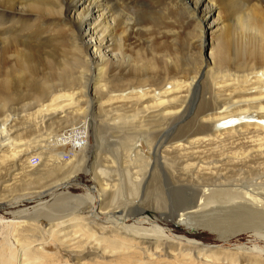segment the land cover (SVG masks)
<instances>
[{
    "label": "rangeland",
    "instance_id": "obj_1",
    "mask_svg": "<svg viewBox=\"0 0 264 264\" xmlns=\"http://www.w3.org/2000/svg\"><path fill=\"white\" fill-rule=\"evenodd\" d=\"M121 1L123 5L121 7L117 6L121 4ZM143 1L145 3L146 0ZM147 1L154 2L155 0ZM214 1L217 3L216 5L218 8L210 18V21H213V25L212 27H207L208 32L204 39L207 42L202 53L200 48V28L197 22V16L189 17L187 14L185 15L182 10L175 8H168L165 10L166 6L158 1L156 4L157 6L153 5L152 7L149 2H146L143 6L142 0H111L108 6L110 9L108 8L109 10H105L106 12L103 13L104 10L97 9V13L104 14L102 19H106L108 23L118 26L116 40L108 36L104 42L105 51L109 56H112V67H114L115 70L111 71V68L108 69L107 74L103 75L98 83H89L86 89L84 87L87 77L91 78L95 74L97 75L98 71H96L93 66H91L89 70L85 69L83 65H80L78 55L75 49L69 44L67 37L61 42L60 40L48 42L42 36V38H40L39 34L42 32L41 29L32 28V30L29 31V35H31L29 40L33 43H31L32 45L29 44L28 49H26L27 46L24 48V46L15 43L17 40L23 41L26 39L24 35L25 32L19 30L15 32L13 29L14 33L20 34L19 39L15 38V34L11 33V38L9 37L10 40L7 39L6 43L8 42V44H10L13 42L14 45H8L9 48L7 52H0V120L4 118L10 119L8 125H12V137L3 143L4 147L2 151H0V220L2 219L1 222L4 223L3 227L0 226V233L2 232V234H0V246H2V243H5L4 239L6 236L8 237L7 242L9 245L15 249L19 248L15 239V236L18 234L17 232H19L20 236L22 235V238L26 237L27 241L32 240L38 244L43 243V247L46 249L37 253L42 258L37 259L34 256L33 258H35V260H31V264H231L227 263L225 258H222L226 254L217 256L222 259L215 258L216 256L212 254L209 258L196 259V261L194 260L192 263H188L181 255L177 256L178 250H176V252L170 251V246H166L163 252L159 250L161 253L158 251V254L152 256L150 259L147 256L144 257V254L141 252L142 247L136 245H132L130 251H124L125 249L114 243L107 244V246L103 244L98 254H96L93 251L97 250L95 249V247H98L95 244L97 241L94 237L86 240L88 237L87 235L84 237L82 236V238L79 237V235L83 233L81 230L75 235L74 233L77 232L76 229L71 228L66 233L62 232L57 236H52L50 233L51 224L48 217L41 218L36 224H26L24 228H22L20 227L22 225L16 223L14 216L16 212H12V210L18 211V209H26V212L30 210L29 213H31L38 202L36 197L40 195L43 196L42 200H47L46 206L53 204L51 205V207H53V213L59 216L67 215L76 209V207H82V204H78L77 199L74 197L72 199L65 197L67 193L71 192L74 195H87L90 189L95 191L101 189V183L108 182L106 180H109V178H113L114 180L112 183L117 182V184L120 183L121 179L124 191L117 194L110 193V195L106 196V205H108L109 210L113 208H123L127 205H130V207H132L131 209L135 210L140 204L139 207H145L149 211L148 213L158 218L157 221L159 223L175 227L179 234H185V227L175 224L177 215L179 216L176 207L182 204L179 191L181 188V181L174 182L172 179L173 175L185 174L177 172L173 167L166 170L163 166L164 164L161 162L158 163L154 174L148 176L143 182L142 180L144 177L137 178L135 174H132V172L142 173L145 165L137 155L138 149H142L144 158L151 155L155 159L152 153H155L157 146L153 148V152L151 153L150 147L141 138V134L145 131V129H143L145 128L144 114L140 113L136 117L128 118L126 123L129 124L121 129H119L118 125L122 120L119 118L116 119L117 123L115 125L113 124L112 126L108 124L112 121V118L118 116V113L121 114L123 112V108H131V106H134V103L138 102L136 96H131L132 98L128 97L127 100L121 99L122 92L126 91L132 93L131 90L139 88L147 91L146 78H149L155 83H161L166 79L168 80L166 81V87L170 85L168 82L175 79H182L186 82L189 81L190 78L196 74V70L202 65L201 61L211 59L212 46L214 47L213 49H219L217 51L219 67L225 66L228 63L234 70L247 71L254 63V60L257 59L260 61L264 59V43L262 45L261 40L248 37V33L256 34V32L250 29H240L236 21L238 15H243L242 13H244L246 8H243L244 5H247L250 9L254 8L257 17L261 15L258 18H262V16L264 18V6L260 5L262 2L260 3L258 0ZM145 6L152 7L153 10H156L154 13L150 14V18L147 16V19L150 21L147 22L146 20V23L143 21V9H145ZM155 6L156 8L154 9ZM249 8L245 10V13L251 11ZM3 9L4 8L1 10ZM35 20L36 18L33 17V19L28 22L33 25ZM12 23H14V20L10 23L9 21L7 22L8 28H13L10 27ZM128 25L132 27L128 28ZM165 26L168 27L165 28ZM126 31H128L127 34L130 33V37L129 39L126 38V47L121 48L118 41L119 38L126 36ZM144 42H146V44ZM258 43H260L262 47L258 48L260 45H258ZM152 53H157L154 58L152 57ZM27 54L29 58H27ZM19 55L22 56L24 62L15 60L16 57H20ZM252 58L255 59L253 60ZM19 59H21V57ZM150 59L153 61L154 66L148 65L146 69L145 62ZM222 63H224V65ZM24 66L25 68H22ZM203 66V71L199 74L200 83L196 91L197 94L187 103L188 109L183 115L184 117L173 123L170 126L171 128L168 127L163 133H160L159 137L156 138V142H160L163 140V137L168 136L173 129H177V125L178 128L183 129L178 135L174 133L172 137L176 135L178 137H183L190 131L195 130L199 125L198 121H202V118H199L194 122V114L198 109V105L200 110H208V108L212 107L208 100L213 96L217 86L225 87L223 89L227 90L230 88L228 84H233V81H229L228 83L220 84L215 87L213 84L214 81H218L215 78L218 76V69L215 68L213 64H204ZM14 68L16 71L13 70ZM7 72L10 73L8 75L9 78L11 77L10 79L13 83L11 82L12 84H10L11 88H1V85H3L1 83H3V80L6 78ZM185 84L187 86L188 82ZM49 87L54 90L65 89L66 91L74 90L77 93L84 92L83 95L80 94L77 96L79 97L77 98V101H79L78 107L81 108V110L87 108V106H89L88 101L90 102L91 111L89 113V119L91 128L89 130V138L87 142L83 144L85 147L87 146V156L84 161H81L82 152L79 145L73 148L69 143L62 144L63 140L68 138V136L84 131V127L81 125L84 119L76 115L77 111H73L70 108L64 111H55L52 116L49 118L47 117L44 123H40L39 118L35 117L41 107L37 102H33V98L37 94L46 91ZM185 89H187V87L179 93L180 97L187 95ZM4 90H8V93H4ZM228 94L229 91L222 93L220 96L225 97V95ZM11 96L12 99L10 98ZM232 97H234L233 100H240L241 98L242 100L248 101L251 99L249 98V92L245 93V90L232 93ZM217 99H219V95ZM3 102H6L5 104L7 106H5ZM67 102H63V104H67ZM26 103L30 104L28 105ZM252 105L251 103L250 106ZM112 106H115L117 110L113 109ZM253 109L254 110H251L252 112L257 111L255 107ZM131 112L132 111L129 113ZM252 112H250L251 114H249V117L231 119L233 122L225 126L227 129L222 132L220 139L227 142V144L235 142L238 146L232 147L234 149L240 147L248 149L254 145L252 141L246 140L245 137H240L238 133L233 131V127L237 128V126L241 124L240 122H245L246 120L260 123L264 122L262 119L255 117ZM221 124L222 123H219L218 125L220 126ZM116 125L117 127H115ZM52 138L54 139L53 144L56 143L55 146L60 149V153H65V156H63L64 160L68 162V160H70V154L73 155L74 153V155L77 156V160L81 161L79 170L69 174V177H72L70 180L72 183L69 189H65L66 187H62L58 190L55 189V185L68 175L70 168L68 169L64 166V168L61 169L55 165V160L53 158L54 154H51L52 152L47 148L48 142ZM14 140L15 144L18 146L16 148L17 152L15 151L14 153L18 154L17 158L15 160H13L12 157L7 159L6 155H8L10 151H5L7 150L6 147L9 142ZM175 140L176 139L171 140L172 146L175 144ZM240 144L243 146H240ZM254 146V152L250 153V160L243 162L235 161L236 163L231 165L228 163L225 165L227 172L225 171L224 173H228L226 175L228 178L231 180L233 179V181L237 183H248L251 178H255L258 170H264V148L261 149L259 146ZM229 147L231 146L229 145ZM229 147L227 148L229 149ZM164 148L160 153L161 161L162 157L166 156L169 163H172L174 154L171 153V146L168 147L167 145ZM130 151H132V153ZM13 152L14 151L10 152V154H13ZM33 156L38 157L39 161L37 164L30 162ZM76 156H74L73 159H76ZM144 158H142V160ZM76 163L77 161H75L73 165L76 166ZM108 167L115 169L114 172H112L113 174H101V171H104ZM127 170H131L129 171V176L131 177L127 176ZM131 181H136L137 184L139 183L138 187L133 188ZM52 190L56 191L54 197L60 194L64 195V198L58 199L62 196H57L58 200L55 201L54 197L52 198L53 195L50 196ZM131 198L134 199L128 202ZM21 199L23 200L21 203L14 204L12 207H10V205H7V207L4 206V203ZM175 213L176 216H173ZM171 217L175 220L170 219ZM205 219H207V217H205L203 221ZM200 223V232L196 235L199 240L205 243V245H210L211 248L218 247V245L222 244L212 224L210 225L206 222ZM262 229L260 231L264 232V228ZM255 231L257 232V230L252 229V227L243 230L238 235H235L236 237L233 236L230 243L232 245H234V243H243L245 246H251L252 239L255 238ZM59 238H63L69 243L64 245L58 241ZM260 243L264 245V243ZM232 245L227 244V246ZM115 250L117 251L115 252ZM102 253L103 256H101ZM252 253L257 252L252 251ZM209 254L211 253H207V255ZM79 255L83 258L77 261L76 257ZM248 255L246 254L245 258L248 260L252 259L253 255L250 253H248ZM175 257L176 259H174ZM240 263L249 264V262L245 260L240 261L239 264Z\"/></svg>",
    "mask_w": 264,
    "mask_h": 264
},
{
    "label": "bare ground",
    "instance_id": "obj_2",
    "mask_svg": "<svg viewBox=\"0 0 264 264\" xmlns=\"http://www.w3.org/2000/svg\"><path fill=\"white\" fill-rule=\"evenodd\" d=\"M157 1L166 6L165 10L168 8H175L182 10L185 15L187 14L189 17H198L197 22L200 28V48L202 53L207 42L204 40L205 35L208 32L207 27H212L213 25V21H210V18L218 8L216 5L217 3H215L214 0H155L154 2L146 0L145 3L149 2V4L151 3V6L153 7V5L157 4ZM258 1L263 3L260 4L261 6H264V0ZM109 2H111V0H0V52H7L9 48L8 45L13 44V42L10 44H8V42L6 43V40L9 39L11 33L15 34L14 37L19 39L20 34L14 33V30L15 32L18 30L25 32L24 35L26 39L23 41L17 40L15 43L24 46V48L27 46L26 49H28L29 44L33 43L29 40V38H31L29 31L32 30V28L41 29L42 32L39 34L40 38L43 37L48 42H52L53 40H60L61 42L65 37H67L69 44L75 49L78 55L80 65H83L85 69L89 70L91 66H93L96 71H98L97 75L94 73L95 75L91 78L87 77L84 87L86 89L87 86H89V83H98L101 80L100 78L107 74L108 69L111 68V71L115 70V68L112 67V56H109V54L105 51L104 42L108 36H111L110 38H115L116 40L118 26L108 23L106 19H102L104 14L96 12L97 9L104 10L103 13L106 12L105 10L109 8ZM142 3L144 6L145 3L143 0ZM122 5L121 1V4H118L117 6L121 7ZM152 7H144V23H146V20L147 22L150 21L147 19V16L150 18V14L156 11L153 10ZM247 7V5L243 6L245 10L249 8ZM2 8H4V11L1 10ZM245 10L244 13H242L243 15H238L236 20L237 25L240 29H250L255 31L256 34L248 33V37L261 40V44L263 45V16L262 18H258L261 15L257 17L254 8H251V11L246 13ZM33 17H35L36 20L35 23L31 25L28 21L32 20ZM13 20L14 23L10 25V27L13 28H8L9 26H7V22L9 21L10 23ZM129 26L130 25H128V28L132 27ZM166 27L168 26H165V28ZM127 32L128 31H126V36L119 38L118 42L121 48L126 47L127 45L125 44L126 40L130 37V33L127 34ZM144 43L146 44V42ZM259 44L260 43H258V45ZM260 45L258 48L262 47V45ZM213 48L214 47L212 46L211 59L201 61L202 65L196 70V74L193 75L189 81H187V86L185 84L187 82L182 79H175L168 82L170 85L166 87V81H168L166 79L161 83H155L149 78H146L147 91L139 88L131 90L132 93H128L126 91L122 92L121 99L127 100L128 97L132 98L131 96H136L138 102L134 103V106H131V108L128 106L130 109L126 107L125 109L123 108V112L121 114L118 113V116L112 118V121L110 120L111 122L108 124L112 126L113 124L115 125L117 123L116 119L119 118L122 120V122L118 125L119 129H121L129 124L126 123L128 118L134 116L136 117L140 113L144 114L145 128L143 129H145V131L141 134V138L150 147L151 153L153 152L152 150L155 146H157V149L155 153H152L154 154L155 159L151 155L144 158L142 149H138L137 155L141 158V161H143L145 165L142 173L132 172V174H135L137 178L144 177L142 180L143 182L148 176L154 174L158 163L160 162L164 164L163 166L166 170L173 167L177 172L185 174L172 176L174 182L181 181V188L179 191L182 204H179V206L176 207L179 216L177 215L175 224L184 226L186 229L185 234H179L175 227L159 223L157 221L158 218L155 216L153 217L151 213H148L149 211L145 207H139L140 204L138 205V208L136 207L137 209H131L132 207L127 205V203L132 201L134 198L128 200L126 203L127 206H124L123 208H113L109 210L108 205H106V196L110 195V193L117 194L124 191L122 180L120 179L119 184H117V182L112 183L114 180L113 178H109L110 181L106 180L108 182L101 183V189H97V191L90 189L87 195H74L69 191L70 193H67L65 197L71 199L74 197L77 199L78 204H82V207H76V209L67 215L59 216L53 213V207H51L53 204L46 206L47 200H42L43 196L39 195L36 197L38 202L34 206L35 208L32 211L33 213H29L30 210L26 212V209H20L21 211L19 209L18 211L12 210L13 213H18H14L16 223H19L22 225L20 227L24 228L26 224H36L41 218L48 217L51 224L50 233L52 236H57L62 232L66 233L71 228L76 229L77 232L74 233L75 235L81 230L83 233L80 234L79 237L82 238V236L84 237L87 235L88 237L86 240L94 237L97 241L95 243L98 246L95 247L97 250L93 251L96 254H98L99 249L103 244L107 246V244L114 243L115 245L125 249L124 251H130L131 246L136 245L142 247V254H144V257L147 256L150 259L152 256L158 254L157 252L159 250L163 252V249L166 246H170V251L172 250V252H176V250H178L177 256L181 255L185 261H188V263H192V261H196V259L209 258L212 254L216 256L215 258L220 259L221 257L217 256L226 254V257L224 256L222 258H225L227 263L239 264L240 261L245 260L249 262V264H264V245L260 243H264V232L260 231L264 228V170H258L255 178H251L248 183L234 182L233 179L231 180L228 176H226L228 173H224L227 170V168H225L226 164L229 163V165H231L236 163L235 161L243 162L250 160V153L254 152V145L259 146L261 149L264 148V122L260 123L257 121L246 120L245 122H240L241 124L238 125L237 128L233 127V131L238 133L240 137H245L246 140H250L254 143V145L249 147L250 149H243L241 147L234 149L232 147L238 146L235 142L227 144V142L220 139L222 132L227 129L225 126L229 125L230 122H233L231 119L249 117V114H251V110H254V107L257 111L252 112V114H254L258 119H262L264 121V59L258 61L257 59L254 60L256 57L254 59L252 58L254 63L247 71H237L231 68L228 63L225 66L219 67V62L217 61V51L219 49ZM156 54L152 53V57L154 58ZM20 57L22 59V56ZM20 57L13 58L24 62V59H19ZM27 58H29L28 54ZM145 63L146 69L148 65L152 66L154 64L151 59L146 60ZM204 64H213L215 68L218 69V76L216 74L217 77H215L218 81H214L213 84L215 87L220 84L228 83L229 81H233V84H228L230 88L227 90L223 89L225 87L217 86L213 96L208 100L209 104L212 105V107L208 108V110L202 111L198 105V109L194 114V122H196L199 118H202V121H198L199 125L195 130L190 131L183 137H178V133L183 128H178V125L176 124L177 129H173L168 136L163 137V140L156 142V138L159 137L160 133H163L173 123L184 117L183 115L188 109L187 103H189V101L197 94L196 91L200 83L199 74L203 71L202 68L204 67ZM222 64L224 65V63ZM22 68H25V66ZM13 70H15V68ZM6 74V78L3 80V83H1L3 84L1 85V88H9L10 84L13 83L10 79L11 77L9 78L8 75L10 73L7 72ZM185 87H187V89H185L187 95L180 97L179 93L184 90ZM244 90L245 93L249 92V98H251L250 100L246 101L241 98L240 100H233L234 97H232V93ZM228 91L229 94L225 95V97L220 96L222 93ZM80 94L83 95L84 92L77 93L74 90L66 91L65 89L54 90L49 87L46 91L34 96L33 102H37L41 107L38 113H35V117L39 118L40 123H44L47 117L49 118L52 116L55 111H64L67 108L77 111L76 115L84 119L81 123L84 127V131L72 134L66 139L63 138L65 140L62 142V144L69 143L73 148H76V146L79 145L82 152L81 161H84L87 156V146L85 147L83 144L84 142H87L90 135L89 130L91 125L89 113L91 111V105L88 101L89 106H87L84 110H81V108L78 107L79 101H77V98H79L77 96ZM218 95L219 99H217ZM10 98L12 99V96ZM63 102H67V104H63ZM3 103L5 104L6 102ZM249 103H252L253 105L250 106ZM5 106L7 105L5 104ZM112 108L117 110L115 106H112ZM130 111L133 113H129ZM9 123L10 119L4 118L3 120H0V151H2L4 147L3 143L12 137V125L9 126ZM219 123L222 124L219 126ZM115 127H117V125ZM174 133L177 135L172 137ZM172 139H176L173 146L171 145ZM53 141V138L49 140L47 148L50 149L52 152L51 154H54L53 158L55 160V165L61 169L65 166V168H70L72 170L71 171L69 169L68 175L55 185V189L58 190L62 187L69 189L72 183L70 181L72 177H69V174L75 173L79 170V167H81V161L77 160V156L74 155V153L73 155L70 154V160H68V162L64 160L63 156H65V153L61 154L59 151L60 149L55 146L56 143L53 144ZM167 145L168 147L171 146V153L174 154L172 157V163H169L166 156H163L161 161V150ZM229 145L231 147H229ZM240 146L243 145L240 144ZM17 147L18 146L15 144V140L8 143V146L6 147L7 150H5L6 148L4 150L7 152H14L13 154L8 152V155H6L7 159L12 157L13 160H15L17 158L18 154H14ZM227 147H229V149ZM130 152L132 153V151ZM74 156H76V159H73ZM142 158L145 160H142ZM75 161H77L76 166L73 165ZM114 170L115 169L112 167H108L104 171H101V174L110 175L113 174L112 172H114ZM129 171L131 170H127V176L131 177L129 176ZM131 184L133 188H136L139 185L136 181H131ZM55 192V190L50 192V196L53 195L52 198L56 194ZM57 196H62L58 199L64 198V195L58 194ZM57 196L54 197L55 201L58 200ZM22 201V199L12 200L9 201V203H4V206L7 207V205H10V207H12L14 204L21 203ZM176 213L173 216H176ZM205 217H207V219L203 221ZM170 219H172V217ZM1 220L0 226L3 227L4 223H2ZM200 222H206L210 225L212 224V227H215L213 228L217 231L222 244L218 245V247L211 248L210 245H205V243L199 240L196 235L200 232ZM251 227L252 229L257 230V232L255 231V238L252 239L251 246H245L243 243H234V245L230 243L233 236L238 235L243 230ZM17 233L15 236L16 242L19 245V248L17 249L9 245L7 242L8 237L5 236V243H2V246H0V264H31V260H35V258H33L34 256L37 259L42 258L37 253L46 249L43 247V243L38 244L32 240L27 241L26 237L22 238V235L20 236L19 232ZM0 234H2V232ZM58 241L64 245L69 243L63 238H59ZM227 244L232 246H227ZM116 251L117 250H115V252ZM160 251L159 253H161ZM252 251H256L257 253H252ZM207 253L211 254L207 255ZM248 253L253 255L250 260L245 258ZM101 256H103V253ZM76 258L77 261H79V259L81 260L83 257L79 255ZM174 259H176V257Z\"/></svg>",
    "mask_w": 264,
    "mask_h": 264
},
{
    "label": "built area",
    "instance_id": "obj_3",
    "mask_svg": "<svg viewBox=\"0 0 264 264\" xmlns=\"http://www.w3.org/2000/svg\"><path fill=\"white\" fill-rule=\"evenodd\" d=\"M38 161H39L38 157H36V156L32 157V160H31L32 163L37 164Z\"/></svg>",
    "mask_w": 264,
    "mask_h": 264
}]
</instances>
